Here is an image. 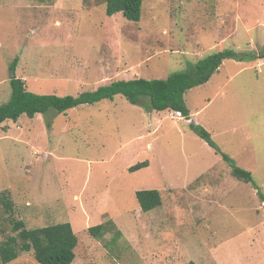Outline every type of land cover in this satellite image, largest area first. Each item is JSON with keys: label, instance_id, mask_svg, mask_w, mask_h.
I'll list each match as a JSON object with an SVG mask.
<instances>
[{"label": "rangeland", "instance_id": "374dc122", "mask_svg": "<svg viewBox=\"0 0 264 264\" xmlns=\"http://www.w3.org/2000/svg\"><path fill=\"white\" fill-rule=\"evenodd\" d=\"M105 7L0 0V104L14 74L35 93L78 95L118 79H165L225 49L254 50L255 60H224L185 101L264 193V0H143L138 22ZM141 189L160 190L162 204L142 211ZM3 190L27 227L72 224L80 244L71 264H264L257 189L175 111L121 94L0 124ZM106 222L103 238L89 234ZM9 233L0 203V241ZM5 264L40 263L31 251Z\"/></svg>", "mask_w": 264, "mask_h": 264}, {"label": "trees", "instance_id": "16d2710c", "mask_svg": "<svg viewBox=\"0 0 264 264\" xmlns=\"http://www.w3.org/2000/svg\"><path fill=\"white\" fill-rule=\"evenodd\" d=\"M105 3L107 15L121 13L127 20L134 22L141 19L143 0H105ZM256 57L257 52L254 50L239 52L234 49H225L191 63L187 70L171 73L165 79L144 77L118 79L100 85L94 90L82 91L78 95L60 96L35 93L26 87L25 79L14 74L10 79L11 97L7 102L0 104V124L6 120L18 121L24 114L34 117L38 113H46L52 109L62 113L79 105L94 104L103 99H114L116 95L121 94L131 103L141 104L147 110L175 111L179 117L187 120L190 127L207 141L217 154H221L223 160L231 167L234 177L251 183L257 189L260 202L264 206V193L254 182L252 172L239 166L235 159L221 151L211 132L196 121L184 97L188 89L209 81L224 60H255ZM16 64L17 59L11 66V71L15 72ZM148 165V160L138 162L130 166L129 171L135 172ZM135 195L144 212L162 204V195L158 189L137 190ZM0 203L9 214L11 229V233L0 241V264L11 262L21 253L31 251L40 264H71L77 257V247L80 242L70 222L63 221L30 228L26 226L24 220L13 217L14 202L8 190L0 192ZM108 231L107 222L88 228L89 234L97 239L103 238ZM116 233L121 234L120 230Z\"/></svg>", "mask_w": 264, "mask_h": 264}, {"label": "crops", "instance_id": "0c3cea01", "mask_svg": "<svg viewBox=\"0 0 264 264\" xmlns=\"http://www.w3.org/2000/svg\"><path fill=\"white\" fill-rule=\"evenodd\" d=\"M184 97H185V95H184ZM191 113H192V111H191ZM192 115H193V113H192ZM194 116V118H195V115H193ZM196 119V118H195ZM197 121V120H196Z\"/></svg>", "mask_w": 264, "mask_h": 264}]
</instances>
